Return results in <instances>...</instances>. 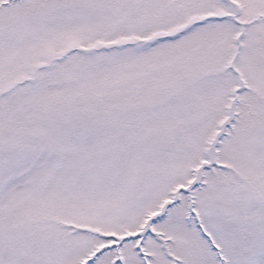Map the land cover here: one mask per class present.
<instances>
[{"label": "snow or ice", "instance_id": "obj_1", "mask_svg": "<svg viewBox=\"0 0 264 264\" xmlns=\"http://www.w3.org/2000/svg\"><path fill=\"white\" fill-rule=\"evenodd\" d=\"M0 264H264V0H0Z\"/></svg>", "mask_w": 264, "mask_h": 264}]
</instances>
